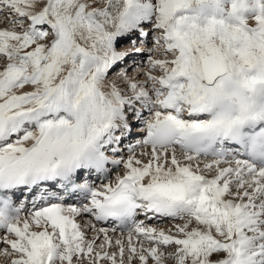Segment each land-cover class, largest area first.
Masks as SVG:
<instances>
[{"label": "snow or ice", "instance_id": "obj_1", "mask_svg": "<svg viewBox=\"0 0 264 264\" xmlns=\"http://www.w3.org/2000/svg\"><path fill=\"white\" fill-rule=\"evenodd\" d=\"M0 264H264V0H0Z\"/></svg>", "mask_w": 264, "mask_h": 264}, {"label": "bare ground", "instance_id": "obj_2", "mask_svg": "<svg viewBox=\"0 0 264 264\" xmlns=\"http://www.w3.org/2000/svg\"><path fill=\"white\" fill-rule=\"evenodd\" d=\"M123 45H125V44H122L121 46H123ZM133 64H130L129 66L127 65V67L129 68V67H131Z\"/></svg>", "mask_w": 264, "mask_h": 264}]
</instances>
